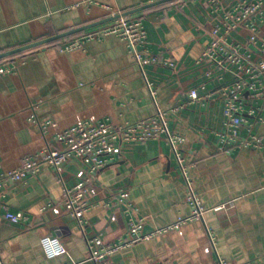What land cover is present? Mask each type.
Listing matches in <instances>:
<instances>
[{"label": "crops", "instance_id": "0c3cea01", "mask_svg": "<svg viewBox=\"0 0 264 264\" xmlns=\"http://www.w3.org/2000/svg\"><path fill=\"white\" fill-rule=\"evenodd\" d=\"M156 1L0 0V52ZM236 1L221 0L224 8ZM132 16L140 17L148 32L143 50L160 61L145 66L158 105L181 108L169 111V127L185 138L181 149L188 174L208 211L202 219L122 248L100 264H216L219 257L231 264H264V109L260 118L241 128L242 138L254 135L260 143L223 150L218 135L225 131L220 83L206 80L205 68L197 65L219 16L206 0H175ZM258 29L264 40V22L259 21ZM249 36L250 30L242 27L230 40L245 44ZM254 51L259 59L257 46ZM7 64L14 70L0 76V173L55 146V135L80 121L109 119L123 125L156 111L127 43L117 36L91 40L71 51L41 49ZM193 88L210 96L192 102L187 93ZM88 171L84 158L61 166L70 187ZM94 178V206L84 219L96 248L127 238L129 214L122 207L106 206L114 203L110 195L117 190L127 191L145 233L193 213L185 178L164 138L123 144L112 164ZM229 201H234L232 207L213 209ZM6 210L23 211L27 219L17 225L5 222L1 216ZM46 235L57 236L68 253L47 258L41 245ZM88 256L85 234L63 203V186L52 166L44 165L36 176L0 190V264H66Z\"/></svg>", "mask_w": 264, "mask_h": 264}, {"label": "built area", "instance_id": "2783aa9c", "mask_svg": "<svg viewBox=\"0 0 264 264\" xmlns=\"http://www.w3.org/2000/svg\"><path fill=\"white\" fill-rule=\"evenodd\" d=\"M206 1L210 4L213 13L219 16V23L213 29V39L197 61V65L205 68L203 75L206 80L217 79L220 83L225 122V131L218 134L223 144L222 149L231 152L237 148L258 145L260 140L257 136L242 138L241 128L251 124L250 120L260 118V113L264 109V40L260 38L258 29L259 21L264 22V0H237L229 8H224L221 0ZM242 27L250 30L248 41L245 44L231 41V34ZM107 36H117L127 43L155 102V113L144 120L123 125H115L109 119L80 121L58 132L53 139L55 146L49 145L43 151L26 156L17 169L0 173V190L2 191L10 182L18 183L20 180L36 176L44 165L52 166L56 170L63 186V203L78 221L89 248V256L86 260L66 264H84L87 261L100 264L106 256L122 248L149 239L156 234L178 229L189 220L202 219L208 211L202 206L188 174V165L181 149L185 138L169 127V111L178 112L181 108L179 106L169 110L161 108L156 101L154 85L147 78L145 66L160 61L157 57L147 55L143 50L148 32L142 19L132 15L121 16L111 23L88 30L83 36L64 40L56 48L61 51H71L82 48L88 41L101 40ZM255 46L258 47L259 59L254 58ZM171 65L173 66L172 63ZM13 70L14 68L7 63L0 64V76ZM205 88L203 86V89ZM187 96L192 102H196L210 95H203L199 92V88H193ZM48 125L50 124H45L43 127L46 128ZM163 138L170 145L185 178L188 201L193 208L192 215L154 232L145 233L143 219L138 220L134 216L136 207L128 200L127 191L117 190L110 195L114 203L109 202L106 206L109 208L122 207L124 212L129 214L130 225L127 238L113 246L96 248L95 239L87 235L84 219L87 212L94 206V203L90 201V196L96 190L94 176L112 164V160L120 152L123 144L144 143ZM228 144L232 146L228 148ZM74 158L86 159L89 171L87 177L82 178L76 186L70 187L63 179L61 166ZM233 205L234 201H229L213 209L222 210ZM1 218L5 222L17 225L27 219V216L23 211L6 210ZM113 218L116 219V216ZM210 237L215 247L211 234ZM41 245L49 259H55L68 253L67 248L54 235L44 236L41 239ZM216 264L231 263L219 257Z\"/></svg>", "mask_w": 264, "mask_h": 264}, {"label": "water", "instance_id": "95a60500", "mask_svg": "<svg viewBox=\"0 0 264 264\" xmlns=\"http://www.w3.org/2000/svg\"><path fill=\"white\" fill-rule=\"evenodd\" d=\"M170 1H175V0H159V1H156V2H152V3H149V4L143 5V6L139 7V8H135L133 10H129V11L124 12V13H120V14H117V15H113V16L107 17V18H105L103 20H99V21L92 22V23H89V24H85V25H82V26H79V27L71 28L70 30H67V31H64V32H60V33H56V34H54L52 36H49V37H46V38H43V39H40V40L38 39V40H35L33 42L24 44L22 46H18V47H15V48H11V49L5 50V52L2 51V52H0V60H3L5 58H9V57L17 55L19 53L22 54V52L31 50L33 48H36V47L51 43L53 41L61 40V39L67 38L69 36H72L74 34H77V33H80V32H83V31H87L89 29L104 25L106 23H109V22L117 20L121 16H130V15L145 11V10H147L149 8H152V7H155V6L161 5L163 3L170 2Z\"/></svg>", "mask_w": 264, "mask_h": 264}, {"label": "trees", "instance_id": "16d2710c", "mask_svg": "<svg viewBox=\"0 0 264 264\" xmlns=\"http://www.w3.org/2000/svg\"><path fill=\"white\" fill-rule=\"evenodd\" d=\"M173 2H175V1H170V2H167V3H163V4H161V5H164V4H172ZM158 6H160V5H158ZM155 7H156V6H155ZM152 8H154V7H152ZM149 9H151V8H149ZM147 10H148V9H147ZM86 32H87V31H83V32H80V33L74 34V35H72V36H69V37H67V38H64V39H61V40H57V41H53V42H51V43H48V44H45V45H42V46H39V47L33 48V49H31V50H28V51L22 52V54L19 53V54H17V55L11 56V57H9V58H5V59H3V60H0V64L7 63V62H9V61H12V60L18 58V57L27 56V55L32 54V53H34V52H36V51H39V50H41V49H45V48H53V47H59V46L61 45V43H62L64 40L78 38V37H80V36H83Z\"/></svg>", "mask_w": 264, "mask_h": 264}]
</instances>
